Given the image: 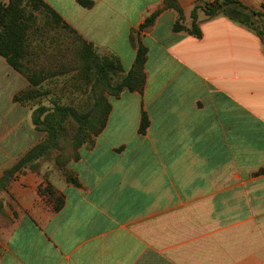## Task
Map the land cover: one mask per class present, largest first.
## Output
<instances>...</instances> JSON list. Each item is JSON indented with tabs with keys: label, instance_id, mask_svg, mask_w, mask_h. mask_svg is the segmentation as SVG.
<instances>
[{
	"label": "crops",
	"instance_id": "0c3cea01",
	"mask_svg": "<svg viewBox=\"0 0 264 264\" xmlns=\"http://www.w3.org/2000/svg\"><path fill=\"white\" fill-rule=\"evenodd\" d=\"M44 1L85 40L115 55L125 73L136 57L130 34L161 12L139 35L148 48L143 90L111 102L94 147L82 148L70 164L80 185L57 188L64 206L22 223L7 238L0 264H264V41L258 32L203 9L200 37L175 31L178 13L165 0H91L90 8L77 0ZM176 1L190 28L194 8L214 0ZM239 1L264 15V0ZM142 109L150 120L143 135ZM234 189L246 192L253 213L230 225V215L222 216L217 233L211 226L200 230L199 212L185 213L218 198L216 204L227 205Z\"/></svg>",
	"mask_w": 264,
	"mask_h": 264
},
{
	"label": "rangeland",
	"instance_id": "374dc122",
	"mask_svg": "<svg viewBox=\"0 0 264 264\" xmlns=\"http://www.w3.org/2000/svg\"><path fill=\"white\" fill-rule=\"evenodd\" d=\"M212 2L207 1L206 4ZM199 13L200 9L197 10V16ZM247 16L245 23L249 27L256 32L264 31L263 14L248 13ZM78 36L81 35L72 31L66 33L52 31L43 38L31 42L32 45L42 47V51L38 50L28 64L40 81L37 86L29 85L25 76L12 69L0 57V179L5 171L10 170L30 149L44 141L45 133L38 130L34 123V118L37 117L35 111L38 108L51 109L54 102L81 109L91 107L90 95L94 90V82L82 75ZM82 39L92 44L98 55H113L105 50H99L83 37ZM117 79L115 77L114 81ZM98 88L99 91L105 89L103 84ZM26 90L35 91L39 96L30 102H15L14 96ZM115 98L108 95L110 105ZM44 114L39 116L40 120L44 118ZM68 133L71 134L70 131ZM67 134L61 136L58 151L44 153L32 163L33 167L16 172L8 178L4 186L0 185V257L4 252L7 238L22 223L27 219L41 220L54 211L56 201L49 198L48 193H42L40 188L44 190L50 185L57 193H61L57 188L67 184L65 171H71L69 167L74 161V150ZM82 148L90 149L89 145ZM244 194L246 192L243 190L234 189L230 192L227 205L224 201L220 203L222 206L216 204L221 199L218 198L215 202H204L190 211L185 209L188 211L185 213L197 216L199 212L200 230H207L208 226H211L217 233L222 229L220 224L222 216L230 215L227 221V225H230V220L231 224L237 223L240 215L253 213V203L251 205L246 202ZM249 204L250 209L247 207ZM249 233L251 237L246 239L245 244L248 249L253 246L254 232Z\"/></svg>",
	"mask_w": 264,
	"mask_h": 264
},
{
	"label": "trees",
	"instance_id": "16d2710c",
	"mask_svg": "<svg viewBox=\"0 0 264 264\" xmlns=\"http://www.w3.org/2000/svg\"><path fill=\"white\" fill-rule=\"evenodd\" d=\"M77 2L85 8L93 6L91 0H77ZM165 7L174 9L178 13V18L174 24L175 31H187L198 37L202 35L197 16L199 9L205 10L208 17L223 13L244 23L247 22L246 18L249 13L239 0H216L201 7L196 6L191 13L192 25L188 28L184 24V11L176 0H165ZM160 12L161 10H158L149 15L139 30L130 34V42L136 50V57L131 70L126 74L116 56L98 55L92 44L78 36L82 75L94 82V90L90 95L91 107L81 109L54 102L51 109L38 108L35 111L37 117L34 118V123L38 130L45 133V139L30 149L10 170L5 171L4 176L0 179L1 187L16 172L31 167L32 163L44 153L58 151L61 136L66 135L68 131L71 133L67 135L74 150V161L80 158L79 150L83 146L89 145L90 149L94 147L97 136L103 132L107 125L112 109L107 99L108 95L118 98L124 91L141 92L143 90L146 82L145 64L148 48L140 41L139 35L154 25ZM251 13L257 14L255 11ZM52 31L77 33L44 0H8L7 2L0 0V57L12 69L25 76L32 86L39 85L40 81L28 64L31 57L41 49V45H32L31 42L43 38ZM258 34L264 41V31H259ZM115 77L118 78L116 81H114ZM101 84L104 85L105 89L99 91L98 86ZM38 96L39 94L35 91L26 90L15 95L14 101L30 102L37 99ZM43 114L44 118L40 120L39 116ZM149 125V117L146 111L142 109L139 134H145ZM65 179L68 184L80 185L76 174L72 171H65ZM40 191L48 193L49 198L56 201L55 211H59L64 206V196L62 193H57L50 185L44 190L40 188Z\"/></svg>",
	"mask_w": 264,
	"mask_h": 264
}]
</instances>
